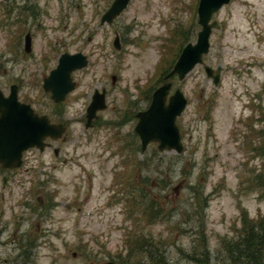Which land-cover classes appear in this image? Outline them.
<instances>
[{"label":"rangeland","instance_id":"obj_1","mask_svg":"<svg viewBox=\"0 0 264 264\" xmlns=\"http://www.w3.org/2000/svg\"><path fill=\"white\" fill-rule=\"evenodd\" d=\"M110 2L0 0L5 95L14 83L18 98L46 102L42 78L58 55L87 56L86 66L71 73L75 87L55 108L66 123L58 155L47 147L29 150L26 171L0 168V264H149L134 259L136 238L163 251L169 264H196L189 256L194 247L222 264L220 242L239 232V209L248 220L264 216V192L255 190L264 173L257 134L264 127V0L220 6L202 63L181 80L169 79V93L177 87L186 98L175 119L179 153L154 142L140 151L127 112L148 104L144 96L136 100L137 87L149 96L181 46L194 42L197 0H129L112 22L100 24ZM203 64L220 67L216 84ZM101 87L106 108L85 129L84 106Z\"/></svg>","mask_w":264,"mask_h":264},{"label":"water","instance_id":"obj_2","mask_svg":"<svg viewBox=\"0 0 264 264\" xmlns=\"http://www.w3.org/2000/svg\"><path fill=\"white\" fill-rule=\"evenodd\" d=\"M228 0H198L196 6V22L199 29L196 31L194 42H186L180 49L176 59L169 71L163 76L167 79L175 75L181 80L195 64L202 63V56L209 49V35L212 29L218 26L211 15ZM128 0H112L109 6L101 13L99 23H110L127 5ZM112 45L118 49V35L115 33ZM23 50H30V34L23 35ZM87 58L80 51L61 52L57 57L56 65L50 69L42 78L41 87L43 91L50 93L54 102L61 101L74 87L70 73L73 70L84 67ZM206 77L211 78L213 84L218 81L220 67L214 70L206 64L202 65ZM111 82L114 76L110 75ZM170 81H164L151 93L147 107L136 113V122L133 131L139 140L140 150H144L150 142L156 143L158 150H173L176 153L182 151L180 134L175 124V118L181 113L186 104V98L182 92L175 88L167 95L170 88ZM105 107L103 90H93L90 102L86 106V123L88 126L91 117L95 116L97 110ZM63 126L49 123L41 115L33 113L27 104L19 102L16 98V85L8 86V93L5 97L0 91V166L4 168L17 167L20 164V151L29 146L42 149L41 140L49 136L57 138ZM40 203V200L37 198ZM100 264H115L113 261H106Z\"/></svg>","mask_w":264,"mask_h":264},{"label":"trees","instance_id":"obj_3","mask_svg":"<svg viewBox=\"0 0 264 264\" xmlns=\"http://www.w3.org/2000/svg\"><path fill=\"white\" fill-rule=\"evenodd\" d=\"M257 134L259 135L258 148L263 149L264 127L262 130H258ZM122 163L126 165L124 161ZM258 176L260 177L255 190L260 196L264 192V173ZM259 185H262V188L257 187ZM239 212L241 220L239 232L234 237L220 242V249L224 251L222 264H239L241 257L245 258V264H264V216H258L257 220H248L244 209L240 208ZM139 239L133 240L132 254L135 260L144 258L149 264H169L163 251H157L158 248L151 247V243L146 244L144 240L138 244ZM193 249L189 256L194 263L212 264L207 250L199 253L195 247Z\"/></svg>","mask_w":264,"mask_h":264},{"label":"flooded vegetation","instance_id":"obj_4","mask_svg":"<svg viewBox=\"0 0 264 264\" xmlns=\"http://www.w3.org/2000/svg\"><path fill=\"white\" fill-rule=\"evenodd\" d=\"M115 34V33H114ZM114 37V36H113ZM116 49V48H115ZM172 76H170L169 78H167L166 80H168V81H170L169 79L171 78ZM162 79H163V77H162ZM110 82H111V79H110ZM114 82V81H113ZM113 82H111V83H113ZM145 88V89H144ZM144 88H140V87H137V96H136V100H137V98H138V100H141L142 98H143V96H144V98H147V99H149V101H150V98H151V92L153 91V89H152V91H150V95L148 96V92L146 91V87H144ZM171 88V87H170ZM94 90V89H93ZM99 91L100 90H103V95H104V99H105V90H104V88L103 87H101L100 89H98ZM170 90V89H169ZM45 93H47V95H46V102H42V103H40V102H33L32 100V98H18L17 97V86H16V97H17V100L19 101V102H22V103H24V104H27L28 105V107L32 110V112L33 113H35V114H37L38 116H41V115H43L46 119H47V121L49 122V123H63V126H64V129H63V132H62V134H61V136L60 137H58V138H55V139H53V138H51V137H49V136H46V137H43L42 138V140H41V143H42V147L44 146L45 148L47 147V148H51V153H52V155L53 156H57L58 155V153H59V145H57L56 143H62L64 140H65V132H66V123L65 122H63L60 118V114L56 111V107H58L62 102H63V100L67 97V94L64 96V98L59 102L58 101V103H55L51 98H50V93L48 92V91H44ZM93 92V91H92ZM2 93V92H1ZM168 93H169V91H168ZM146 94H147V96H146ZM91 95H92V93H91ZM91 95H90V98H89V101H88V103L90 102V99H91ZM167 95H169V94H167ZM2 96L4 97V96H6L4 93H2ZM52 102L53 104H52V108H50V106H49V102ZM148 101V102H149ZM87 103V104H88ZM105 103H106V99H105ZM128 103H129V106H128V108L130 109V107H131V105H132V103H131V101H129L128 100ZM87 104L84 106V114H83V127L85 128V129H92L93 127H95L96 126V122L99 120V118H100V114H98V112L99 111H101V110H103L104 108H106V106L103 108V109H101V110H97L96 112H95V116H93V117H91L90 118V120H89V124H88V126H85V123H86V106H87ZM147 107V103L145 104V107L143 108V109H136L135 111H130V112H127V115H129V118H128V120H127V122L129 123L130 121H131V119H135V121H134V124H135V122H136V113H138V112H140V111H142V110H144L145 108ZM134 124H133V126H134ZM132 135L135 137V138H137V140H138V137H137V135L134 133V131H133V127H132ZM38 150V151H42V149L40 150V149H38L37 147H35V146H29V147H26V148H24V149H22L21 151H20V166L19 167H17V168H15V167H13V168H4V167H1L0 166V168H1V170L3 169V170H14V169H19V168H23V165H24V163L26 162V156H25V152L26 151H29V150ZM100 156H98V158H99ZM97 157H95V159H96ZM62 160H64V159H62ZM22 170H24V171H26V169H22ZM10 179V178H9ZM1 182L4 184L5 182H6V177L5 176H1Z\"/></svg>","mask_w":264,"mask_h":264}]
</instances>
